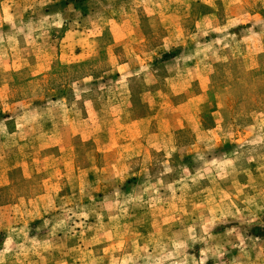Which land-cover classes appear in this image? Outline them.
Segmentation results:
<instances>
[{
  "label": "rangeland",
  "instance_id": "374dc122",
  "mask_svg": "<svg viewBox=\"0 0 264 264\" xmlns=\"http://www.w3.org/2000/svg\"><path fill=\"white\" fill-rule=\"evenodd\" d=\"M0 264H264V0H0Z\"/></svg>",
  "mask_w": 264,
  "mask_h": 264
}]
</instances>
